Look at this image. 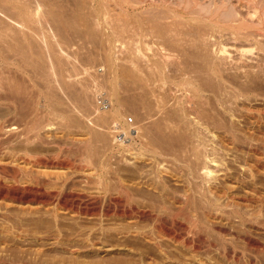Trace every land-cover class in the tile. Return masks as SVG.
<instances>
[{
    "label": "bare ground",
    "instance_id": "1",
    "mask_svg": "<svg viewBox=\"0 0 264 264\" xmlns=\"http://www.w3.org/2000/svg\"><path fill=\"white\" fill-rule=\"evenodd\" d=\"M34 1L33 3H35ZM37 1L36 5L38 6L36 11L32 13H24L26 20H23V22L21 20H15L14 23H10V20H6L7 18L5 19V17H0V23H2L0 24V29L3 27L2 25L6 23L7 25L5 24L6 26L4 25V27H6V30L8 28V33H12V35L9 33L12 36L11 39L9 38L10 40H7V37L4 38V36L0 35V46L4 51L6 45H3V47L1 43H7V52H12L13 54L11 55H13L15 60L19 59L18 62L22 63L20 64V67L24 65L23 67H28V69L30 68V72L26 71L28 74L30 73L29 75L27 74L29 77L27 75L25 76L26 79L28 77L29 80H26L22 75V79L21 77L19 78L18 74H15V72L13 73L15 75H11L10 72L9 75L4 74L5 70L3 69H6L7 67H3V73L0 70V141L7 146L6 155L0 158V174L4 173V175H6V171L8 169L10 170V167L12 166V171H8L13 172V176H16L19 171L18 168L22 164H26L25 166L27 167L33 166L41 170L40 175L44 177V179H42L44 185H46V183L49 184L47 181L52 179V174L55 175L56 180H62L63 185L62 190L60 187V189L58 188L59 190L57 189L55 191H51L47 185L46 186L48 188L45 186L46 189L39 185L38 187L41 188L35 187L36 183L31 185V180L29 179H26V181H22L21 183L18 182L19 185L16 183V180H14L16 184L12 183L14 185H9L6 184V182L3 183L0 181V264L187 263L180 262L181 260H179L177 254H173V251L169 250V247H174L184 251L183 253H186L187 257H190V260L188 259L190 263L188 262L187 264H264V235L257 233L260 229L256 228V226H250L243 222L236 221L243 227V229L240 232H235L227 226L214 223L211 219L212 216L209 213L211 211L217 212L221 205L215 201L207 199L205 196L206 193L214 194V190H217L223 183L229 185L231 189L233 188L232 184H230L227 179L234 177L237 180L238 177H240V175H236L232 172L235 164L240 167L242 176L244 175V177L246 176L250 179L248 182L247 179H243L244 177L240 178L239 184L245 190L248 188L249 184H252V187H257L256 179L262 175V172L255 170L254 168H250L246 164L247 160L245 159L243 153H239L238 151L231 152L228 148H225L223 144L216 140L217 136L214 134L212 137L207 136L202 138L203 143L198 145V143H196L198 142L196 141L198 140V127L193 125L195 123L190 121V119L188 121H183V119L178 120V118L176 119L173 114V109H163L164 114H162V117L156 118L158 116H152V108L150 109L148 104L143 100L142 96L131 94L129 90L127 91V88H129L126 87L127 83L126 86L124 84V87L126 88L124 89L123 87L124 93L120 95L117 85L118 82H116V80H118L117 76H114V79L111 80V82H109L110 79L106 80V82L108 81L110 83V85L107 84L108 82L106 83L109 85L110 90L106 95L107 98H105L104 95V98H100L103 100L100 101L99 98H96L100 91L98 94H95V92L100 88L95 89V92L92 90L93 88H91V91H93L91 92L89 87V83H91L94 77L93 75L97 74V71L92 67L88 70L86 69L87 71L84 70L85 72L83 73H87V75H83L81 73L83 77L86 76V78L84 77L85 79H83L80 76L82 79H78L80 78L78 77V74L81 75L80 72L81 70L83 71V69L81 68L82 66L76 67V65L74 68L72 67V69H79V73L73 76V70H70L72 72H69L72 74L67 76L71 80L67 79L66 74L63 73L65 70L59 65V61L62 58L59 57V60H55V55H53L54 53L52 54L49 48L50 45L52 46L51 49L53 48V51L55 49L57 52L60 48L56 49V47L53 46H59L60 44H57L59 42H53L52 39V45L46 41L51 38H54L55 40L56 38H59L56 36L63 34L60 33V31L59 35H57V31H59L58 29L62 28L58 26L59 24H61V26L65 25L66 27L64 26V29L69 26L68 32L63 29L65 31L64 33L67 35L68 33L70 35V32L74 33V35H78V33H81L78 31L84 30L87 28L86 24L90 23L91 25H89V27L92 28L88 29H92V31L94 28L103 33L104 28L111 27V29H113L112 32L117 34L118 30L120 31L122 29L121 25L127 26L126 23L121 24L120 22L122 21L123 23V20H125V22L130 21L133 14L130 15L131 17L126 21L125 18L127 16L129 17V14L127 15V11L122 9L125 14H120L119 18L122 15V18L124 19H117L116 17H118L117 15L119 13L117 14V12L115 13L114 10L112 11L110 7H107L111 10V12H114L116 16L108 14V12H110L109 9H107L109 10L108 12H105L106 14L104 13L106 15L105 16L95 8L96 5H93L96 0H73L71 3L67 1L70 9L68 10L66 8L65 12H63L66 7L64 0H61L63 1V4L60 2L62 7H60V4H55L53 2L55 6L58 4L57 7H60L61 10L63 9L62 12L65 13L63 14L59 8L56 11H60L61 14H58L59 12L57 14L55 12L54 14L52 10L55 8L53 9V4L51 2L54 0ZM59 1L57 0L55 2ZM212 1L215 2V0ZM227 1L223 0V2H221L226 4ZM243 1H247L246 3L248 4V2L252 3L256 0ZM3 2H5V0ZM17 3H19V1ZM256 4L258 3L256 2ZM262 4L264 5V3ZM222 5L219 7H222ZM49 6H51V8H49V10L52 9L51 12L46 9ZM213 7L215 8V6ZM82 8L84 10L87 8L86 11H89L88 14L83 15ZM225 9L226 7H224V9L222 7V10ZM218 11H216V13ZM229 12H225V14L227 13L228 15L225 16L224 14L225 17L223 16L224 18H227L225 20H227L229 24L228 25L225 22L224 26L223 23L222 25L225 28L221 27L218 23H216L218 25H214L211 22L206 25L203 24L205 26L200 25L201 28L194 29L195 26L191 28V26H188L189 24H187L186 20H181L177 16V18L180 19V23H178L179 20L176 21L178 23V26L176 27L177 30H175L176 28H173V26L169 27L167 24L168 27L158 26L159 29L157 28L158 32H156L155 30L157 29L154 27L157 26V22H155V26H153L154 30H150L151 32L153 31V34L157 33L154 35L152 34L153 37H156L158 34L162 35V33L167 35L168 33L171 34V37L174 36L172 37L173 39L179 37L180 40L181 36L184 37L182 33H184L187 29L184 35H194L193 38H195V48L199 50V47L201 54H207L206 62L209 60V64L211 62V67L216 66V64H219L218 66L221 67L226 65L225 55L222 57L218 55L219 53L217 54L216 50H212L211 48V45H213L211 44V38L214 33L220 34L219 37L222 35L224 39L226 36L225 34L227 33L237 41L242 39L251 40L257 44L261 51H264V44L261 42L263 38L260 37L264 34L258 35L256 33H251L250 31L249 34L248 31L247 34H245L246 32H243L244 30L242 31L244 25L242 21L243 17H240L242 19L239 21V19L235 18L236 15L234 16V13L236 12H231L232 14H229ZM21 15L22 14L19 16ZM134 18L137 20V17ZM134 18L132 17L131 20ZM196 18L197 17H195V19ZM38 20L40 23L42 21L43 24L46 23L47 26L46 24L42 25L45 30L47 29V31L49 30L48 32H50L48 34V32L45 31L48 36L50 35V38L48 39V37H46L47 35L45 36L46 45H44V37L41 38L43 34L42 30L40 32L42 34L38 32V29H36V32L38 33L34 31L35 36L37 35V38L40 37L38 45L42 42L39 47L36 46L37 42L35 41V43L34 39L32 40L34 35L31 37V34L27 33L30 36H28V39L26 31L24 33V29L29 26L28 24H31L34 21L38 22ZM86 20L87 23L82 24ZM152 21L151 23H153ZM206 21L207 20H205V23ZM218 21H220V19H218ZM229 21L231 23H229ZM237 21H239V26L236 25L237 27H234V22L236 23ZM135 23L137 22H134L133 24ZM151 23H149V25ZM198 23L201 24L202 21L201 23ZM130 24L131 23H129V26L127 27L129 29L133 27L132 31H134L137 24H135V26L132 24V27ZM83 25H86V27ZM53 26L55 28L58 26V29L56 28L55 31ZM124 27V30L128 29ZM181 28H183L184 31ZM69 29L72 31L69 32ZM77 29L78 31H76ZM123 29L119 32V34L123 35ZM142 29L144 30V28ZM33 30H31V32ZM179 30L180 32H178ZM135 31L134 33H136ZM93 32H84L85 34L80 35L90 39ZM148 33L149 30L147 34ZM38 34L40 35L38 36ZM65 34H63V36ZM103 34H100V36ZM119 34H117V36ZM218 34L215 36H218ZM145 35H143V37ZM192 35H189V37H192ZM5 36L7 35L5 34ZM20 37L22 38L20 39ZM69 37L70 36L61 41L59 40L61 45L64 42H69L67 41L69 40L67 39ZM85 37L84 39H86ZM70 38H72V35ZM79 38L81 39L82 37ZM101 38H103V36ZM30 39L34 42V44L28 42ZM71 40L72 39H70V41ZM91 40H93V38ZM104 41L101 40L102 43ZM31 44L35 45L37 49L42 51L40 52L42 53L40 54L42 56L38 55L39 50H35V46H32ZM108 44H110V42ZM108 46H104L105 48L102 46V50H106ZM112 46L114 47V45ZM45 49H49V53L47 50L45 51ZM110 49H108L109 52ZM131 49L132 48H130V50ZM113 50L111 49L112 52ZM202 50H205L207 53H203ZM3 51L2 53L6 52ZM228 52L230 51L228 50ZM197 53L198 55L200 54L199 51ZM59 55L62 57L61 53ZM88 57L87 61L90 59V57ZM92 57H94V55ZM92 57L89 63H93V61H95ZM140 57L142 56L140 55ZM8 58L13 60L12 56ZM56 58L58 59V56ZM11 59H7V62ZM76 60H78V58ZM56 61H58V64L55 63ZM168 61L171 63L172 60ZM175 61L171 63L173 66H170L179 68V66H181V64H179L180 59H178V62L177 59ZM195 62L197 63V61H194V64ZM55 64L56 66L59 65L61 67L58 69V73H61L60 70H64L62 72L64 76L57 73V67ZM162 64L160 65L163 67ZM246 64L248 66V63ZM9 65L7 64V66ZM193 65L191 68L192 71L195 70V68L193 69ZM31 68H33V70H31ZM45 68L49 70V73H46L47 71L44 70ZM184 68L185 67L182 69L185 71ZM251 68L252 67H250L249 70H251ZM257 69L262 73V75L264 74L263 68ZM25 70L26 68L24 71ZM242 70L244 71V69ZM249 70H246L247 74L251 73ZM6 71L8 70L6 69ZM38 71H42L41 74L44 75L41 76ZM43 71H46L45 73L47 76ZM65 73H68V70ZM194 73L195 72H193V74ZM23 75L25 74L23 73ZM39 76H41L40 78H42L44 84L43 82L41 84L42 80ZM71 76L78 77V80L76 78V80H73ZM52 77H54L52 82L55 80V82H57L56 84L51 82L50 78ZM192 77L194 78V76ZM246 77L248 78V76ZM37 78H39V81L41 80L40 83L38 80L36 81ZM96 78L97 76L95 79ZM80 80H82V82H78ZM83 80H85L86 83H83ZM50 82L52 83V86L54 85L53 88L55 89L51 90L50 87H48L49 89L46 88L47 90H42L45 89L44 87L50 86ZM191 82L192 81H189V83ZM38 83L40 84V87H42L41 85L47 86L42 87V89L37 86V89L35 85ZM57 87L59 88V91H55ZM192 87L194 88L195 86ZM35 90H40V93L38 92V94L36 92L37 94H35ZM60 90L63 94H65H60L63 96L62 99L65 96L67 101H63L65 98L63 100L60 98ZM47 91H49V93H47ZM51 91H53V93H51ZM54 91L55 93L57 92L56 95L58 94V97L54 95ZM42 92L44 93L42 94ZM20 95L23 97H20ZM24 96L28 99L24 98ZM76 97L77 99H75ZM162 106L164 108V105ZM165 107L167 108L168 106ZM131 113L134 117H132L130 121L128 116ZM233 117H235V115H233ZM64 134H66L70 142L72 140V144L69 143L70 146L72 145L71 147H73V149L76 147L77 150H80L76 151L80 153L82 152L80 156L84 155L82 156L83 160H80L82 165L80 164L79 166V163L77 164L75 162L77 165L75 166V163L72 164L73 161L71 162L68 159L71 162L70 163L66 161L67 159L64 160L65 158L61 159L58 151L56 153L57 155H54L55 157L53 156L54 158L49 157V159L46 155L52 147L55 148L56 146L57 149H61L60 153L63 151L64 146L61 145L62 143H59V140L63 139ZM202 145L203 147L200 149L199 147ZM129 156L133 157L132 159L134 162H137L138 164L139 162H143L149 163V165H146L150 166H146L148 169H146V167L143 168L147 170H144V172L142 171V167L138 168L139 171L141 169V173H138V175L136 174L138 169H135V175L138 176L136 179L134 178L135 175H133V178H129L131 174L127 177L124 173L126 172L127 174V172L132 168L131 166H136V163L131 165L132 163ZM111 159H115V163L113 162L114 164H110L112 162ZM140 164L139 167L141 166ZM112 165H116V167H113ZM123 165L128 166L127 169L126 167L124 168ZM132 169H134V167ZM132 169L130 171L134 174ZM77 176L83 178L81 181H83L85 185H94L93 190L95 189L94 191L96 192H85L86 187H84L85 189L82 188L84 191L77 190L79 187L77 183H74L75 180H73L72 186H77L78 188L75 189L73 187L72 190L76 191L68 190V188H66L67 180L69 178L76 179ZM181 177L185 179L187 185L181 182L182 180H179ZM77 181L78 180H76V182ZM112 184L114 185L111 190L110 187ZM87 186L89 187V185ZM88 187L87 190L89 189ZM190 187H192V194H190ZM198 188L199 191L201 190L200 192L202 194L199 199ZM69 189H71V187ZM218 219H220V217H218ZM179 220H184L186 224H183ZM145 222H147L146 224L148 225L144 226L143 223L145 224ZM177 225H179V227H177ZM228 225L230 226L231 223ZM209 235L215 237L218 242L216 241L217 243L215 244L212 241L210 242V239L207 240L206 237ZM111 250L113 252H111ZM104 252L106 253L105 256L102 254ZM211 255L214 257H211ZM85 259L88 261H83Z\"/></svg>",
    "mask_w": 264,
    "mask_h": 264
},
{
    "label": "rangeland",
    "instance_id": "2",
    "mask_svg": "<svg viewBox=\"0 0 264 264\" xmlns=\"http://www.w3.org/2000/svg\"><path fill=\"white\" fill-rule=\"evenodd\" d=\"M3 1L4 0H0V3ZM11 1H13V2H11ZM18 1H19V3H17ZM18 1L17 0H10V1L5 0V2L1 3L0 4V17H3V18L5 17V19L7 18L6 20L7 21L10 20V23H14L15 20L16 21L21 20L23 22V20L24 21L26 20L24 13H32V12L36 11V9H37V6H38V5H36L37 0L36 1H34V0H18ZM33 1L35 3H33ZM55 1H57V0L51 1L52 4H53V2L55 4L58 3V4H60V7H62L61 3L63 4V1H61V0L60 1L58 0L59 2H55ZM67 1L70 3L73 2V0H66V2L64 0V3H66L65 4L66 7L64 10L62 9L63 12H65L66 8L68 10L70 9ZM219 1L220 0H215V2H213L212 0H115V1H113V0H96L93 3V5L94 6L96 5L95 8L103 15H105L106 14L105 12H108L111 9L112 11L114 10L115 13L116 12H117V14L119 13L117 15L118 17H116L117 19H124V18H122L123 17L122 15H124L125 13H124V10L122 11V9H125L127 11V12L125 11L126 14L127 15L129 14V17L127 16L125 18L126 21L131 17L130 15H132V14H133L132 15L133 18L137 17V20H136V18H134L135 20L134 19L131 20L132 19V17H131L130 21L137 22V23H135L137 25L134 28V31L136 29L135 32L136 33L138 32V33L136 34V33H134V31H132L133 27L131 25L134 22L132 23V22L128 21L129 23H131L130 26L132 27V28H130L131 29L130 30L127 27V26H129L128 25L129 23L125 22V20H123L124 21L123 23L120 20L121 21L120 23L121 24L126 23L127 26H125V25L122 26L121 24L120 25H121L122 29L124 26H125L124 28H128V29L127 30L125 29L126 31L123 29V31H124V32L122 31L123 35L119 34V32H121L122 29L120 31L118 30V32H117V34H119L118 36L116 33L114 34V32H112L113 29H111V27L104 28L103 33L106 35L101 33L100 30H98V29L96 30L94 28H93V31H94L93 32L92 29L91 30L88 29V28H92V27H89V25H91V23L86 24L87 28L84 29V27H83L84 30L78 31V29H77L76 31L81 32V33L76 32V33H78V35L77 34L74 35V33L70 32V31H72L71 29H69L70 35H69V33L67 35L64 32L65 31L68 32L69 26L66 29H64L66 26L64 25L65 26L64 27V26H61V24H59L58 26L62 27V28L58 29V26H56V28L59 30V31H57V35H59V32L61 31L60 33H63L67 36L64 35L65 36L64 37L63 34L62 35L60 34L61 39H60V35L56 36L59 38L55 37L56 38L55 40H54V38L49 39L50 35L48 36V34L50 32H48L49 30L47 31V29L45 30L44 26H43L46 23L43 24L42 23L43 21L40 23L39 20H38V22L34 21L31 24L27 23L29 26H27L24 29V33L26 31V34L27 33L31 34L30 35L31 37H33V35H34L32 40L34 39V42L35 41L37 42V43L35 42L37 47H39V45L42 42L38 45V43L40 42V40H39L40 37L37 38V35L35 36L34 31L36 32V29L39 30V31L37 30L39 33L42 30L43 34L42 33H40V34H42L41 38L44 37L43 38L44 41L46 40V37H48L49 40H46L47 43L53 45V43H51L52 39H53L52 40L53 42H56V43L59 42V43H57V44H60L59 46L58 45L53 46V47H56V49L60 48L57 50V52L55 51V49L53 51V48L51 49L52 46H50V45H49V48H50L52 54L54 53L53 55H55V57H54L55 60H59V57L63 59V61H62V59H60L59 65L62 67V69L65 70V72H67V70H68L69 74L63 72L64 70L63 71L60 70L61 73H58V69H60L61 67L59 65L56 66V64H55V66L57 67V73L62 74V72H63L64 74H66L67 79H69L68 76L72 74V73H70V72H72L70 70H73L72 67L74 68V66H76V65H77L76 67L82 66L81 68L83 69V71L81 70L80 74L82 73L83 75L84 74L87 75V73H83V72L87 71L91 67L93 69H95L97 71L96 72L97 74H95L97 76V78L95 79L96 76L93 75L94 76L93 80L91 81V83H89L92 87L90 85H89V87H90V91H91V88H93L92 90L94 92H95V89L100 88L98 91L95 92V94H98V92L100 91L98 96H96V98H99L100 101L103 100L100 98H104V95H105V98H107L106 95L110 90V87H109L110 83L109 82H111V80L114 79V76H117L118 80H116V82H118L117 85H118L120 95H122L124 93V89L126 87H129V88H127V91L129 90V92L131 94L142 96L143 100L148 104L150 109L152 108V110H153L151 113L152 116L153 115H154V117L158 116L156 118L162 117L163 116L162 114H164V110H166V109L169 110V108H171L170 110L173 109V112H174L173 114H174V117L176 119L177 118H178V120L183 119V121L184 120L188 121L190 119V121L194 122L195 124H193V125H196L198 127V140H196V141H198V142H196V143H198V145L203 143L202 138H205L207 136L212 137L215 135V136H217V138L215 137L216 140L219 141L221 144H223V146L225 148H228V150H230L231 152H237L238 151L239 153H243L245 156V159L247 160L246 164L250 168H254L255 170H259L262 172V175L256 179V183H257L256 186L257 187L256 188H255V186L252 187V184H249L248 188L246 190L243 187H241V185L239 184L240 183L239 181H240V178L244 177V175L242 176V171H241L240 167L235 164L232 172L235 173L236 175L237 174L240 175V177H238L237 180L234 177H230L227 179V181H229V183L232 184L233 188L231 189L229 187V185H226L225 183H223L222 185H220V187L217 190H214V192H213L214 194L206 193L205 196L207 199H209L211 201H215L219 205H221V207L219 208V210L217 212L211 211L209 214L212 216L211 219L213 220L214 223L227 226L229 229H231L235 232H240L243 229V227L241 225H239L237 222H243L246 225L256 226V228L260 229L257 233L264 235V74L262 75V73L257 69V68H259V69L263 68L264 69V67H263L264 66V51H261L258 48L257 44H255L251 40L242 39L240 41L239 40L237 41V40L233 39L231 36H229V34H227L226 32H225L226 33L225 35L228 37H226L223 33V35L225 36V39H224V37L222 35H221L222 37L221 36L219 37L220 34L214 33V35H213L214 38H213V36L211 38V41H212L211 44H213L214 46L211 45L212 46L211 48H212V50H216L217 54L219 53L218 55H220L222 57L225 55L224 57L227 58V59L225 58V64L227 66L223 64L225 67L224 66L221 67V66H218L219 64H216V66L211 67V62H210V64H209V60H208V62H206L207 61V56H206L207 54H201L200 48L198 47L199 50H197V48H195V46H194L195 45V40H194L195 38H193L194 35L189 34V35H192V37L191 36L189 37L188 34L184 35L186 30H187L186 28H184V29H186L185 32L182 33L184 37L181 36L180 40H179V37H177L178 40H177V38L173 39L172 37H174V36L171 37L170 36L171 34H168L167 32H164V33H167L168 37L166 34H165L166 35L165 36L163 33H162V35L158 34L157 35L158 37L157 36L153 37V35L157 34V33L153 34L152 33L153 31L151 32V30H150V29H153V26H155V22H157V26L154 27L155 29H157V28L159 29V27H161V26H163V27L164 26H166V27H168V26L172 27L173 26V28H176L178 26L177 24L180 23V19L186 20L187 24H189L188 26H191V28H193V26H195L194 29L201 28V26H205L206 24L211 23V22L214 25L216 23H218V24H220L221 27H224L225 22H226V24H228V21L225 20L227 18H224V17L226 15H228L227 13L230 11L229 14L231 12H236V13H234V16L236 15L235 18L239 19V21L242 19L240 17H243L242 21H243L244 25H243L242 31L244 30L243 32H246L245 34H247V31H248V34L250 32L256 33L258 35L264 34V28H263L264 27V5L262 4V3H264L263 2L264 0H260V1L256 0L252 3L248 2V4L246 3L247 1L245 2L243 0H241V1L240 0H236V1L235 0H228V1L226 0L227 1L226 4L222 3L223 0H221L222 2L221 1L219 2ZM256 2L258 4H256ZM231 3H232V5H231ZM242 3H243V5H242ZM204 4H206V5H204ZM4 5H6V6H4ZM57 5L56 6L54 4L52 5L53 9L55 8L54 10H52V9L49 10V8H51V6H49L46 9L49 10L50 12L52 10L54 14H55V12H56V14L58 12H59L58 14H61L62 10L60 7H57ZM212 5L215 6V8ZM220 5H222L223 9H224V7H226V9L222 10V7H219ZM247 5H248V7H247ZM7 6L9 7V9ZM34 6H35V8H34ZM200 6H202V7H200ZM231 6H233V7H231ZM107 7H110V9ZM59 8H60L61 12L56 11ZM85 9L87 10V8H85ZM107 9H109V10H107ZM213 9H214V11H213ZM86 10H84L82 8V14L83 15L88 14L89 11H86ZM111 10H110V12H108V14H112V15L116 16L114 12H111ZM216 11H218V12L216 13ZM212 12H214V13H212ZM222 12H223V15H222ZM225 12H227V13L225 14ZM122 13H124V14H122ZM20 14H22V15L19 16ZM63 14H65V13H63ZM120 14H122V15L119 18ZM135 14H136V16H135ZM224 14H225V16H224ZM240 14H242V15L244 14L245 17H244V15L242 16ZM177 16L180 19L177 18ZM195 17H197V18L195 19ZM218 19H220V21H218ZM205 20H207L206 23H205ZM151 21L153 23H151ZM176 21H178V23ZM189 21H191V22H189ZM201 21H202V23H201ZM203 21H204V23H203ZM239 21H237L236 23L234 22L233 26L237 27L236 25L239 24L238 23ZM196 22L197 23L200 22L201 24L198 23L199 24L198 25ZM85 23H87V20L84 21L82 24H85ZM149 23H151V24L149 25ZM229 23H231V22L229 21ZM0 24H2V23H0ZM5 24L6 23H4V25ZM135 24H133V26H135ZM167 24H168V26H167ZM203 24H205V25H203ZM218 24H216V25H218ZM4 25H2L3 27L0 29V35L4 36V38L7 37V40L9 38L11 39L12 33L9 32V33H11V35H10L8 33V28L6 30V27H4ZM55 25H56V23H55ZM86 25H83V26L86 27ZM228 25H227V27H228ZM46 26H47V24H46ZM137 26H138V28H137ZM81 27H82V25H81ZM81 27H80V29H81ZM180 27H183V26H180ZM46 28H48V27H46ZM56 28H55V31H56ZM142 28H144V30ZM86 29L89 31H87ZM117 29H118V27H117ZM158 29L155 31L158 32ZM181 29L183 30V28H181ZM31 30H33V31L31 32ZM148 30H149L148 34L150 36L147 34ZM175 30H177V28ZM45 31H47L48 34H46L47 32H45ZM38 32H36V33H38ZM44 32H45V35H44ZM84 32H86V33L87 32H93V34H91V37L94 36L95 40H94V37H92L93 40H91L92 39L91 37H90V39H87V37L81 36L80 34H85ZM129 32H130V34H129ZM178 32H180V30ZM98 33L103 34L102 35L103 38H101L102 36H100V34H98ZM144 33L147 35H145ZM5 34L7 36H5ZM29 34H27V37L29 36ZM40 34H38V36ZM113 34H114V36H113ZM217 34H218V36H215ZM71 35H72V38H70ZM143 35H145V36L143 37ZM68 36H70L69 38H67V39H69V40H67L69 42H66V43H69V44H66L64 42L61 45L60 41L65 39ZM146 36H149V37H146ZM263 36L264 35L260 36L261 38H263V40L261 41L262 44H264V37ZM29 37H28V39H29ZM79 37H82L81 38L82 40ZM84 37L87 40L84 39ZM116 37H118V38H116ZM21 38L22 37H20V39ZM74 38H75V40H74ZM106 38H107V40H106ZM227 38H229V39H227ZM231 38H232V40H231ZM70 39H72V40L70 41ZM104 39L106 42L104 41ZM113 39H114V42H113ZM32 40L30 39L28 42L34 44V42ZM37 40H39V41H37ZM83 40H85V41H83ZM101 40H103L104 42L102 43ZM30 41H32V42H30ZM44 41H43V44L46 45V41L45 42ZM48 41H50V42H48ZM236 41H237V43H236ZM109 42H110V44H108ZM3 43L4 42H2L1 44H2V46L6 45L5 50H4L6 52H4L2 47L0 46V50H1L0 51V53H1L0 54L1 55L0 56V70H1V72L3 73L4 72L3 70H5L4 74H8V75H9V72L11 73V75L15 72V74H18L19 78L21 77V75L25 77L28 74L27 72L29 71L30 68L28 69V67H23L24 65H22V67H20L21 66L20 64H22V63L18 62L19 59L17 57L16 58L18 60H15L13 55H11V54H13L12 52L11 53L7 52V50H8V49H6L7 43L6 44L5 43L3 44ZM251 43H252V45H251ZM105 44H107V45H105ZM177 44H178V46H177ZM191 44H193V45H191ZM112 45H114V47ZM32 46H35V45H32ZM36 46H35V48H36L35 50L38 51L39 49H37ZM70 46H71V48H70ZM102 46L103 47L108 46V48L106 47L107 49L106 50L104 49V51H103ZM192 46H194V47H192ZM41 47H42V45H41ZM65 47H66V49H65ZM109 47L110 48L113 47V48H111L112 50L114 49L113 52L111 51V49ZM85 48H86V50H85ZM130 48H132L131 49L132 51L130 50ZM42 49H44V48H42ZM61 49L62 50L65 49V50H63L64 52ZM108 49H110V52ZM46 50L47 49H45V51ZM50 50L48 49L47 52ZM135 50H136V52H135ZM228 50L230 52H228ZM2 51L4 53H2ZM198 51L200 53L199 55L197 53ZM38 52H39L38 55L42 54V53H40V52H42L41 50H39ZM78 52L81 55H79ZM131 52L133 54L134 53L135 54L133 55ZM182 52H183V54H182ZM202 52L204 53L205 50H202ZM231 52H232V54H231ZM60 53L62 54V57H61V55H59ZM185 53H186V55H185ZM205 53H207V52H205ZM43 54H44V52H43ZM66 54L68 55L69 60H68ZM85 54L90 55V56L88 55L90 57L89 61H87L88 56ZM139 54L142 57H140ZM194 54H196V55H194ZM246 54H248V55H246ZM35 55H36V53H35ZM75 55H77V56H75ZM91 55L92 56L94 55V57H92ZM160 55H162V56H160ZM181 55H183V56H181ZM193 55H194V57H193ZM11 56H12L13 60L11 58H8ZM40 56H42V55H40ZM57 56H58V59L56 58ZM78 56H82V57H78ZM199 56H200V58H199ZM233 56H234V58H233ZM238 56H240V57H238ZM91 57L94 58L93 60H95V61H93V63L92 62L89 63L91 60ZM183 57H187V58H183ZM191 57H193V58H191ZM77 58H78V60H76ZM159 58H161V59H159ZM162 58H163V60H162ZM175 58L177 59V62H178V59H180L179 64H181L182 67L181 66H179V68H176L175 66L171 67V66H173L171 63H173L176 60ZM7 59H11V60H9L7 62ZM64 59H65V61H64ZM168 60H172L171 63ZM184 60L185 61L187 60V61L185 62ZM194 61H197V63L195 62V64H194ZM57 62L58 61H56L55 63H57ZM9 63H10V65H12V64L13 65L10 66ZM162 63H164V64H162ZM166 63H167V65H166ZM186 63L188 66L186 65ZM246 63H248V66ZM7 64L10 66V68H9V66H7ZM63 64H65V65H63ZM160 64H162L164 68ZM191 64L193 65V69L195 68L194 71H192V69H191L192 68ZM189 65H191V66H189ZM63 66H64V68H63ZM249 66L252 67L251 70H249V68H250ZM3 67L4 68L7 67L6 69L8 71H6V69H3ZM56 67H55V71H56ZM183 67H185L184 68L185 71L182 69ZM196 67H198V68H196ZM25 68H26V70L24 71ZM196 69H198V70H196ZM242 69H244L245 72ZM252 69L254 70V72L256 71L255 74H254ZM16 70H18V71H16ZM31 70H33V68H31ZM44 70L47 71V72L45 71L46 73H49V70H47L46 68ZM75 70H73V76H75V74H78L80 71L78 69L79 71L76 70V72H75ZM240 70H242V71H240ZM246 70L251 71V73L247 74ZM41 72L42 71H40L39 73L41 74ZM193 72H195L196 74L195 73L193 74ZM23 73L25 75H23ZM46 73H45V75H46ZM256 73H258V74H256ZM15 74H13V75H15ZM82 74L81 75L78 74V77L81 76L83 79H85L86 76H84L85 77L84 78ZM190 74H191V76H190ZM42 75H44V74H41V76ZM41 76H39V78ZM62 76H64V75L62 74ZM73 76H71L73 78V80H76L78 78V77H73ZM192 76H194V78ZM246 76H248V78ZM28 77H27V79L29 80ZM81 77L78 79H82ZM190 77H191V79H190ZM39 78H37L36 81ZM249 78H251V79H249ZM21 79H22V77H21ZM25 79H26V77H25ZM40 79L42 80V78H40ZM52 79H54V77L50 78L51 82H52ZM69 80H71V79H69ZM106 80H109V82L107 81L108 82L107 83ZM188 80L192 81V82L189 83ZM40 81H39V83H40ZM42 82H43V80L41 81V84H42ZM51 82H50V84H51L50 86L41 85L42 87L47 86V87H44L45 89H42V87L39 86L40 85L39 83L35 86L40 87V89H42V90H47V89H49L48 87H50V89L53 90L55 88H53L54 85L52 86V83L56 84L57 82H55V80H53L52 83ZM78 82H82V80H80ZM84 82H85V80H83V83ZM96 82H97V84H96ZM106 83L109 85H107ZM126 83H127V86H126ZM43 84H44V82H43ZM124 84L126 87H124ZM190 84H192V85H190ZM200 84H201V86H200ZM35 86H34V88H35ZM96 86H98V87H96ZM192 86H195V87L193 88ZM38 87H37V89H38ZM123 87H124V89H123ZM36 90L34 91L35 94H37L40 91V90H38V91H36ZM55 91H59V88L57 87V89ZM55 91H54V95L56 97H58L57 96L58 94L56 95L57 92L55 93ZM93 91H91V92H93ZM101 92H102L103 96L101 95ZM43 93L44 92H42V94ZM47 93H49V91H47ZM51 93H53V91H51ZM60 94H63V92L61 90H60L59 96L62 99L63 96H61ZM63 95H65V94H63ZM26 96H28V95H26ZM26 96H24V98H26ZM20 97H23V96L20 95ZM64 98H65V96H64ZM20 99H22V98H20ZM26 99H28V98H26ZM54 99H56V98H54ZM66 99L67 98H65L63 101H65ZM75 99H77V97ZM55 101H57V100H55ZM162 105H164V108ZM165 106H168V107L166 108ZM131 115H132V113L128 116L130 118V121H131V118L134 117L133 115L132 116ZM233 115H235V117H233ZM64 136H66V134H64ZM64 136H63V139L65 138L64 140L63 139L59 140V143H62L61 145L64 146L63 151L61 153H60L61 149L59 147H58L59 149H57L56 148L57 146H56L55 148L52 147L54 149L51 148L53 151L51 149L49 150V152H50V153L48 152L49 154L48 153L47 154L45 153V154L48 156V158L49 157L54 158L57 155L56 153L58 151L59 157L61 159L65 158L64 160L67 159L66 160L67 162L73 161L72 164H74L75 162L77 164L79 163V166H80L81 161L83 160L82 156H84V155L80 156V154H82V152L81 153L76 152V151H80V150H77L76 147H74V149H73V147H71L72 145L70 146V144H72V140L70 142L69 138L66 136L68 138L67 139ZM64 143H66V144H64ZM202 147H203V145L200 146L199 148L202 149ZM6 153H7V146L2 141H0V158L4 157L6 155ZM129 158H130L131 163H132L131 165H133V163H136V166L130 165L132 168L134 167V169H132L130 167L133 172L135 171V169L137 170L138 168H141V167L143 169L149 165V163L139 162V164L141 163L140 164L141 166L139 167V164L137 162H134V160L132 159L133 157L129 156ZM111 160H112V162L110 164H112L113 162L115 163V159H111ZM76 163L74 164L75 166H77ZM146 164H148V165H146ZM25 165L26 164H22L18 168L19 171L16 174V176L15 175L13 176V172H9V171H12V169H13L11 166L10 170L8 169L9 171L8 170H7L8 172L6 171V175H4V173L0 174V181L3 183L6 182V184H9V185H11L12 183H14V184L17 183L19 185V183H21L22 181L24 182V181H26V179H29V180H31V185L36 183L35 187H38V185H39V186H43L42 188H45V186L47 185L49 187V189H51V191H55L58 188L60 189V187L62 190L63 181L62 180H59V181L56 180L55 175L52 174V176H51L52 179L47 181L49 184L46 183V185H44V182L42 181V179H44V177L42 175H40L41 170L38 169L37 167H33V166L27 167ZM114 166L116 167V165H114ZM123 166H124V168L126 167V169L128 167L126 165H123ZM148 167H150V166H148ZM130 168H128V169H130ZM146 169H148V168L146 167ZM144 170L145 169H143L142 171L144 172ZM138 171H139V169L137 170V173H136L137 175H138V173H141V169L139 172ZM145 171H147V170H145ZM51 172H57V171H51ZM128 172H127V174H126V172H124L125 175H127V177H128L131 174V176L129 178H131V177L133 178V175H135L136 171L134 172V174H132L131 171L129 172V174H128ZM137 175H135L136 177L134 176L135 179L138 177ZM181 178H179V180L180 181L182 180L181 182H183L185 185H187V183L185 182V179L184 178L181 179ZM82 179H83L82 177H78V176L76 179L69 178L66 182V188H68V190H70V191H76V190H72L73 187L75 189H77L79 187L77 190H82V188L85 189L84 187H86L85 192H96V191H94L95 189L93 190L94 185L92 186V184H87V185H89V187H88L87 185H85L83 183V181H81ZM243 179H247L248 182L250 181V179L247 178L246 176ZM14 180H16V183ZM73 180H75L74 181L75 184L76 183L78 184V187L72 186ZM76 180H78V181L76 182ZM137 180H139V179H137ZM79 181H80V183H79ZM14 184H12V185H14ZM113 185L114 184H112L110 187L111 190L113 188ZM47 186H46V188H48ZM70 187H71V189H69ZM87 187L89 188L88 190H87ZM38 188H41V187H38ZM82 191H84V190H82ZM200 191L198 188V199H199V197L201 198V196H202ZM192 193H193L192 187H190V194H192ZM218 217H220V219H218ZM180 222H182L183 224H186V222H184V220L183 221L181 220ZM146 223L147 222H145V224L143 223V225L144 226L148 225ZM230 223H231V225L229 226L228 224H230ZM177 227H179V225H177ZM206 239L207 240L210 239V242L212 241L215 244L218 242L215 239V237H213L211 235L206 237ZM169 250L173 251L172 252L173 254H175V255L177 254L179 260H181L180 262H182V263H185V262L188 263L189 262L190 263V261H189L190 257H187L186 253L185 254L183 253L184 251H181V250L176 249L174 247H169ZM111 252H113V251L111 250ZM102 254H103V256L106 255L105 252ZM211 257H214V256L211 255ZM83 261H88V260L85 259ZM187 263H185V264H187Z\"/></svg>",
    "mask_w": 264,
    "mask_h": 264
}]
</instances>
